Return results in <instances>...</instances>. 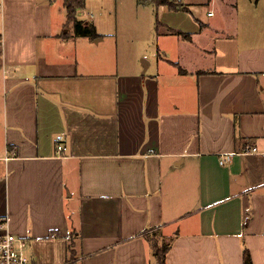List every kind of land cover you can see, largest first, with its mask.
<instances>
[{
  "label": "crops",
  "instance_id": "crops-1",
  "mask_svg": "<svg viewBox=\"0 0 264 264\" xmlns=\"http://www.w3.org/2000/svg\"><path fill=\"white\" fill-rule=\"evenodd\" d=\"M65 1L0 0V231L35 264H160L153 232L167 264H264V0L85 5L95 37Z\"/></svg>",
  "mask_w": 264,
  "mask_h": 264
},
{
  "label": "rangeland",
  "instance_id": "rangeland-1",
  "mask_svg": "<svg viewBox=\"0 0 264 264\" xmlns=\"http://www.w3.org/2000/svg\"><path fill=\"white\" fill-rule=\"evenodd\" d=\"M138 3V0H89L86 3V7L81 11V18L84 19H91V21L100 22V29L107 30L110 25L115 24V20L118 19L120 25L122 26L125 22L123 18L126 16L127 23L123 25V30L132 29L133 25L131 24L132 21L136 20V16L139 12L136 11L135 5ZM88 10L93 13V17L87 15L86 13ZM141 13V12H140ZM141 21L145 22L142 23V31L147 30L146 23L148 18L143 16ZM162 233L158 232L157 240L159 245H162L163 242H167L166 238L161 235ZM18 249L22 252V254L27 257L28 254V247L18 246Z\"/></svg>",
  "mask_w": 264,
  "mask_h": 264
},
{
  "label": "trees",
  "instance_id": "trees-1",
  "mask_svg": "<svg viewBox=\"0 0 264 264\" xmlns=\"http://www.w3.org/2000/svg\"><path fill=\"white\" fill-rule=\"evenodd\" d=\"M65 2L68 10V21L73 24L74 33L81 36H98L96 26L93 23H87L77 17L78 11L85 7L86 0H66ZM181 71L185 72L183 68H181ZM156 234L157 232H153L152 234H148L147 237L152 242L154 254L159 263L167 264V253L171 248V243L164 242L162 245H159L157 236H155ZM244 257L245 264H253L248 248L244 250Z\"/></svg>",
  "mask_w": 264,
  "mask_h": 264
},
{
  "label": "built area",
  "instance_id": "built-area-1",
  "mask_svg": "<svg viewBox=\"0 0 264 264\" xmlns=\"http://www.w3.org/2000/svg\"><path fill=\"white\" fill-rule=\"evenodd\" d=\"M2 46L3 38L0 37V50ZM63 148L64 146L60 142L58 150L61 151ZM256 149L257 147H252V150ZM230 157L231 155H222L221 163H225ZM26 245L27 241L24 237H20L9 230L0 231V264H35L18 249V246L22 248Z\"/></svg>",
  "mask_w": 264,
  "mask_h": 264
}]
</instances>
